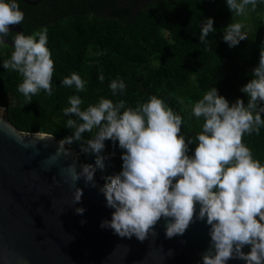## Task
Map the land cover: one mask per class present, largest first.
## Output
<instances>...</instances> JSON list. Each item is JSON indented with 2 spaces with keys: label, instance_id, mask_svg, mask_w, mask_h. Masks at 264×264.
<instances>
[{
  "label": "clouds",
  "instance_id": "obj_1",
  "mask_svg": "<svg viewBox=\"0 0 264 264\" xmlns=\"http://www.w3.org/2000/svg\"><path fill=\"white\" fill-rule=\"evenodd\" d=\"M257 0H226V5L236 15L245 14L247 5L255 9ZM24 14L16 0H0V45H7L9 25L23 22ZM243 24H228L223 40L235 47L247 39L242 32ZM213 19L207 18L201 25L199 41L206 44V37L213 33ZM13 51L3 61V68L18 72L23 77L18 91L32 101V96L43 89L52 95L54 61L46 46L47 28L31 35L15 33ZM251 79L240 91L248 94L247 106L240 99L229 102L218 95L215 87L203 94L192 105V115L203 117L202 130L195 138L181 134L183 119L155 95L136 107H126L123 100L113 103L101 98L95 105L82 110L79 96L69 97L70 107L63 109L65 116L77 117L66 120V127L74 129L71 136L59 143L72 144L81 141L82 134L91 133L93 138L84 141L96 153L95 164L103 169L104 157L99 153L105 140L118 142L122 169L115 176L105 178L99 189L106 206L113 209L110 220H103L100 227L110 228L120 237L143 242L149 234L156 236L155 226L165 220V236H182L195 220L209 226L210 244L201 254L202 264H226L238 258L246 264H264V164L253 158L251 150L242 142L244 134H259L264 126L258 101L264 102V45L259 52V63L253 68ZM100 81L104 76H99ZM62 84L75 86L77 92L85 90V81L72 73ZM113 95L125 89L122 80L114 79L109 85ZM4 111L0 107V112ZM35 138L45 139L37 133ZM54 138L53 134L47 137ZM195 144L189 156V145ZM95 168L90 164L76 170V161L67 166L68 180L72 185L83 178L86 186L95 187ZM83 192L74 189L73 203H79ZM197 204L199 211L197 212ZM82 215L84 208L74 209ZM81 224L85 221L81 220ZM182 243H184L182 241ZM250 246L244 253L242 248ZM171 250L169 255H171Z\"/></svg>",
  "mask_w": 264,
  "mask_h": 264
},
{
  "label": "trees",
  "instance_id": "obj_2",
  "mask_svg": "<svg viewBox=\"0 0 264 264\" xmlns=\"http://www.w3.org/2000/svg\"><path fill=\"white\" fill-rule=\"evenodd\" d=\"M16 2L24 14L18 24L24 35L47 28L46 46L55 66L52 95L41 89L27 104L18 91L23 77L3 68L13 47L0 45V107L19 131L53 134L60 140L71 136L74 129L66 127V120L80 122L63 113L70 107L71 96H79L85 110L101 98L113 103L123 100L126 107L135 108L155 95L182 117L181 134L186 141L202 130L203 117L196 118L191 109L211 87L229 106L237 99L247 106L249 96L240 89L254 78L252 70L264 45V0H257L254 10L247 5L245 14L239 16L228 9L226 0H42L35 6ZM207 18L213 19L215 31L203 44L200 29ZM242 19L247 39L230 48L223 40L226 26ZM14 35L5 38L12 40ZM72 73L85 81L84 91L62 84ZM100 75L104 76L102 82ZM114 79L125 84L115 95L109 87ZM259 107H264V102L258 101ZM260 115L264 119V112ZM97 130L83 133L81 141L66 143L96 169L94 175L105 184L106 177L121 171L124 150L118 142L105 140L99 153L104 167H97V154L91 149L82 151L88 147L84 141L93 138ZM242 142L253 158L264 164V126L259 134H244ZM194 148L195 144L189 145V156Z\"/></svg>",
  "mask_w": 264,
  "mask_h": 264
},
{
  "label": "water",
  "instance_id": "obj_3",
  "mask_svg": "<svg viewBox=\"0 0 264 264\" xmlns=\"http://www.w3.org/2000/svg\"><path fill=\"white\" fill-rule=\"evenodd\" d=\"M23 1L35 6L42 0ZM9 32L24 33L20 25H9ZM4 42L14 45L7 38ZM38 133L45 139L17 130L6 109L0 112V264H202L201 254L210 244L205 221L194 217L182 236L169 239L162 218L154 228L157 235L143 242L101 228L114 211L99 191L104 184L94 175L95 187L83 178L72 185L67 166L76 161L79 172L87 162L66 142ZM75 187L83 192L76 204ZM78 207L85 209L82 215L75 213ZM242 251L248 253L250 246ZM226 264L246 262L233 258Z\"/></svg>",
  "mask_w": 264,
  "mask_h": 264
},
{
  "label": "rangeland",
  "instance_id": "obj_4",
  "mask_svg": "<svg viewBox=\"0 0 264 264\" xmlns=\"http://www.w3.org/2000/svg\"><path fill=\"white\" fill-rule=\"evenodd\" d=\"M245 20H240V22L239 23H241V24H243V28H242V32H244L245 34H248V30L246 29V27H245V22H244Z\"/></svg>",
  "mask_w": 264,
  "mask_h": 264
},
{
  "label": "flooded vegetation",
  "instance_id": "obj_5",
  "mask_svg": "<svg viewBox=\"0 0 264 264\" xmlns=\"http://www.w3.org/2000/svg\"><path fill=\"white\" fill-rule=\"evenodd\" d=\"M10 33H15V32H10ZM24 34V33H23Z\"/></svg>",
  "mask_w": 264,
  "mask_h": 264
}]
</instances>
